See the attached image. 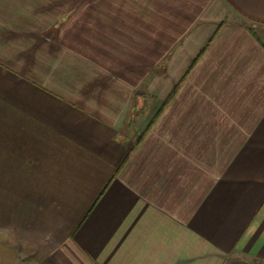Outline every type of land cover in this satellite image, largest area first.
I'll return each instance as SVG.
<instances>
[{
    "label": "crops",
    "instance_id": "crops-1",
    "mask_svg": "<svg viewBox=\"0 0 264 264\" xmlns=\"http://www.w3.org/2000/svg\"><path fill=\"white\" fill-rule=\"evenodd\" d=\"M72 4L0 0V264H264V0Z\"/></svg>",
    "mask_w": 264,
    "mask_h": 264
},
{
    "label": "rangeland",
    "instance_id": "rangeland-1",
    "mask_svg": "<svg viewBox=\"0 0 264 264\" xmlns=\"http://www.w3.org/2000/svg\"><path fill=\"white\" fill-rule=\"evenodd\" d=\"M66 1L67 0H51V24L54 22V20H57L58 22H60L59 20H60L61 17L63 18V16H65L64 19H67V16L65 15V13L66 12H70V7H73L74 6V4H72V3H74L75 0L69 1V3H64ZM70 2H71V4H70ZM59 8H61L62 11L59 12V13H55V10H57ZM62 23L60 25L63 26ZM248 26L249 27H252L256 31V33L259 35V37L262 40H264V28L263 27H261L259 25L258 26L252 25L251 22H248ZM60 29H61V27H60ZM51 30H53V26H52ZM54 36H55V32L54 31H51V38H50L51 45H52V43H54V40H55L53 38ZM40 79H41V77H40Z\"/></svg>",
    "mask_w": 264,
    "mask_h": 264
},
{
    "label": "trees",
    "instance_id": "trees-1",
    "mask_svg": "<svg viewBox=\"0 0 264 264\" xmlns=\"http://www.w3.org/2000/svg\"><path fill=\"white\" fill-rule=\"evenodd\" d=\"M224 23L221 24V26ZM214 38H212L208 44L205 46V48L202 50L200 56L198 57V59L196 61L193 62L191 69L189 70V72L187 73V75L191 72L192 68L197 64V62L200 60V58L203 56V54L206 52V50L208 49L209 45L212 43ZM182 82L176 86L175 90L173 91V93L170 94V96L167 98L166 103H164V105L161 106L160 110H159V114H157L156 116H154L150 123L148 124V126L146 127L145 131L140 135V137L137 140V144L140 145L143 141V139L145 138L146 134L149 132V130L151 129V127L155 124L157 118L159 117L160 113L165 109V107L170 103V101L173 100L175 93H177L178 89L180 88Z\"/></svg>",
    "mask_w": 264,
    "mask_h": 264
}]
</instances>
